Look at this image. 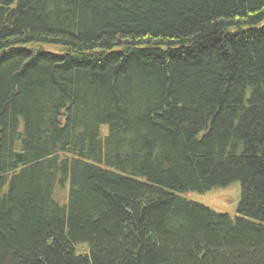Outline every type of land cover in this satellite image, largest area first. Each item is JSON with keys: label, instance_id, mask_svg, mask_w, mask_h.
<instances>
[{"label": "trees", "instance_id": "trees-1", "mask_svg": "<svg viewBox=\"0 0 264 264\" xmlns=\"http://www.w3.org/2000/svg\"><path fill=\"white\" fill-rule=\"evenodd\" d=\"M0 264H264V0H0Z\"/></svg>", "mask_w": 264, "mask_h": 264}, {"label": "rangeland", "instance_id": "rangeland-1", "mask_svg": "<svg viewBox=\"0 0 264 264\" xmlns=\"http://www.w3.org/2000/svg\"><path fill=\"white\" fill-rule=\"evenodd\" d=\"M55 196L60 203H63L66 198V189L64 187H57ZM187 199L208 207L216 213L227 214L233 217L240 200V187L238 183H234L226 188L213 189L203 194L190 193L187 195ZM85 251L86 245L76 247L77 254H83Z\"/></svg>", "mask_w": 264, "mask_h": 264}]
</instances>
